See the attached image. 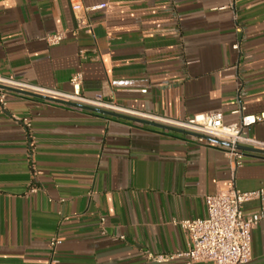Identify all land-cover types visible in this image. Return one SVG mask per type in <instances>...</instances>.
I'll use <instances>...</instances> for the list:
<instances>
[{"label":"crops","instance_id":"0c3cea01","mask_svg":"<svg viewBox=\"0 0 264 264\" xmlns=\"http://www.w3.org/2000/svg\"><path fill=\"white\" fill-rule=\"evenodd\" d=\"M73 1L0 0L7 86L63 101L5 90L0 264H184L173 220L205 216V196L227 190L225 146L68 104L69 79L81 70L82 94L117 108L84 106L175 129L210 111L237 121L240 106L264 115V0H78L109 8L76 35ZM54 32L67 37L49 46ZM247 134L264 141V118ZM235 185L264 190V154L245 152ZM244 210L262 213L248 264H264V195Z\"/></svg>","mask_w":264,"mask_h":264},{"label":"built area","instance_id":"2783aa9c","mask_svg":"<svg viewBox=\"0 0 264 264\" xmlns=\"http://www.w3.org/2000/svg\"><path fill=\"white\" fill-rule=\"evenodd\" d=\"M72 11L76 18V29L87 33L93 32V23L89 19V12L96 9H108L107 3L93 7H86L81 1L71 2ZM65 32L47 33L41 39L49 46L57 45L66 38ZM238 49V44L233 45ZM79 54L85 58L84 50ZM11 80L4 78L0 73V84L10 85ZM70 101L80 105H95L115 110L117 107L112 101H107L102 94L92 97L84 96L81 92L83 73L75 71L70 79ZM12 85V84H11ZM6 91L0 89V108L6 106ZM243 107L235 110L240 117L237 121L225 123L219 111L197 114L185 121H174V126L199 134L197 139L202 141L203 136L213 137L229 145L225 146L229 158L230 180L225 191L205 196L206 214L203 217L184 218L173 220L186 236V248L178 255L185 258L184 264H248L251 261V232L262 217L259 211L246 212L244 206L252 200H263L264 190L241 191L235 185L237 170L244 164L245 152L239 145L264 150V141L251 138L247 134L250 125L264 118V115L254 116L242 113ZM26 126H30L28 119H23ZM36 188H30L35 191ZM59 243L58 238L52 239L50 245ZM146 257L155 262H162L165 256L146 253ZM55 260H51L53 264Z\"/></svg>","mask_w":264,"mask_h":264},{"label":"water","instance_id":"95a60500","mask_svg":"<svg viewBox=\"0 0 264 264\" xmlns=\"http://www.w3.org/2000/svg\"><path fill=\"white\" fill-rule=\"evenodd\" d=\"M0 89L9 90V91H16V92H19L21 94L31 95V96H35V97H38V98H41V99H47V100H51V101L63 102L62 100H59V99H54V98H50V97H46V96H42V95H38V94H33V93H30V92H27V91L18 90V89H15V88H12L10 86L3 85V84H0ZM66 103L82 107L83 109L91 111V112H97V113H101V114H104V115H107V116H111V117L126 118L128 120H132V121L139 122V123H142V124L158 127V128L165 129V130L178 131V132H181V133H184V134H189V135L196 136V137L199 136V134L190 132V131L185 130V129H178V128L175 129V128L170 127V126L159 124V123H154V122H151V121H148V120H145V119H139V118H135V117L124 116V115L115 113L113 111H108V110H104V109H100V108H93V107L84 106V105H80V104H76V103H70V102H66ZM203 138L206 139V140H209V141L216 142L218 144L224 145V146H228L229 145L227 142H224L222 140H219V139H216V138H213V137L203 136ZM238 148L241 149V150H244V151H252V152L264 154V150H261V149L249 148V147H245V146H241V145H239Z\"/></svg>","mask_w":264,"mask_h":264}]
</instances>
